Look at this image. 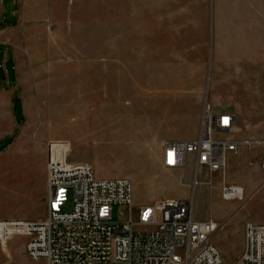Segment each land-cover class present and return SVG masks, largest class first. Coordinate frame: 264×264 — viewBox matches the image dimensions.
I'll list each match as a JSON object with an SVG mask.
<instances>
[{
	"label": "rangeland",
	"instance_id": "374dc122",
	"mask_svg": "<svg viewBox=\"0 0 264 264\" xmlns=\"http://www.w3.org/2000/svg\"><path fill=\"white\" fill-rule=\"evenodd\" d=\"M54 4L62 14H68L64 26L50 28V51L57 57L52 63L63 70H27V60L22 58V70L14 71L17 91L0 87V98L7 104L11 91L16 93L12 115L8 105L0 111V220L44 218L47 146L66 143L69 161L73 153V139L61 124V113L66 108L62 97L67 83L68 98L75 103L76 70H118V75L121 70L208 72L219 65L222 46L236 45V40L246 60L264 59V0H58ZM12 72L0 70V83L4 77L12 79ZM18 97L22 98L23 117ZM120 100H126L124 92ZM254 103L264 105L258 99ZM68 119L75 120V115ZM254 125L264 134V122ZM61 136L66 141H60ZM86 158L92 160L88 162L94 173L131 181L132 213L138 206L157 205L165 199L192 200L195 218L209 220L224 212L217 222L219 234L226 229L228 219L244 214L242 208L249 199L244 192V202L221 200L220 186L236 178L232 170L223 177L201 172L200 185L192 194L189 163L175 175L159 167L152 156L146 159L127 151H117L110 157L112 161L96 155ZM70 209L71 202L65 210ZM128 219V209L113 208V221ZM27 242L22 236L0 242V264H46L28 259ZM212 245L226 248L221 253L222 264H236L228 242L215 237Z\"/></svg>",
	"mask_w": 264,
	"mask_h": 264
},
{
	"label": "crops",
	"instance_id": "0c3cea01",
	"mask_svg": "<svg viewBox=\"0 0 264 264\" xmlns=\"http://www.w3.org/2000/svg\"><path fill=\"white\" fill-rule=\"evenodd\" d=\"M57 1L0 0V70L13 71L12 79L4 77L0 87L17 91L14 71L22 70V58L27 60V70H63L52 63L57 57L50 51V28L64 26L68 16L67 12L58 11L54 4ZM220 54L219 65L216 63V68L212 66L208 72L121 70L118 75V70H76V100L75 103L69 100L67 83L62 97L66 108L61 113V124L73 139L72 165L92 168L88 162L92 160L86 156L96 155L112 161L110 157L121 150L146 159L152 156L160 167L161 144L197 140L206 108L214 115L231 116L232 128L224 136H231L226 141L236 143L237 147L227 156L223 176L232 170L236 178L224 184L242 188L249 199L242 208L244 214L234 218L236 213L228 219L226 229L213 236L211 243L215 237L228 242L237 261L243 251L244 224L264 223V173L260 167L264 158V134L257 132L254 125L264 122V105L254 103L255 99L264 102V59L246 60L241 55L239 40L236 45L222 46ZM14 91L9 104L0 98V111L9 106L11 112L16 99ZM122 92L126 94L125 101L120 100ZM21 100L18 97L16 101L23 117ZM73 115L75 120H69ZM65 138L59 137L60 141H66ZM191 159L188 156L189 165ZM94 174L107 179L101 173ZM139 207L142 206L136 208ZM223 214L209 220L218 222ZM217 249L220 253L226 251L224 246Z\"/></svg>",
	"mask_w": 264,
	"mask_h": 264
},
{
	"label": "built area",
	"instance_id": "2783aa9c",
	"mask_svg": "<svg viewBox=\"0 0 264 264\" xmlns=\"http://www.w3.org/2000/svg\"><path fill=\"white\" fill-rule=\"evenodd\" d=\"M232 117L214 115L206 108L201 130L193 142L161 144V165L183 171L191 156L192 194L200 185L199 174H221L236 143L216 140L232 128ZM264 173V158L261 160ZM46 214L43 219L0 220V242L15 236L27 238L31 261L46 264H222L220 251L211 239L220 224L198 221L194 207L180 199L133 209V186L127 179L97 178L89 165H72L69 147L56 142L47 146ZM224 202H244V191L222 184ZM71 202V209L65 210ZM114 207L126 208L129 219L113 221ZM243 251L236 264H264V223L243 226Z\"/></svg>",
	"mask_w": 264,
	"mask_h": 264
}]
</instances>
